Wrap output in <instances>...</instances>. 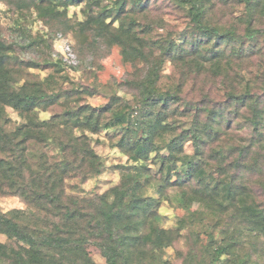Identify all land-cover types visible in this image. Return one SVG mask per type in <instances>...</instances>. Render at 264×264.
Returning a JSON list of instances; mask_svg holds the SVG:
<instances>
[{
	"label": "trees",
	"instance_id": "16d2710c",
	"mask_svg": "<svg viewBox=\"0 0 264 264\" xmlns=\"http://www.w3.org/2000/svg\"><path fill=\"white\" fill-rule=\"evenodd\" d=\"M6 1L37 10L64 32L28 45L45 43L51 48L53 59L43 66L18 58L13 46L0 38V149L5 156L0 159V192L18 194L38 207V215L56 218L52 228L35 231L0 210V233L28 251L31 264H65L71 258L66 256L96 264L91 245L107 264H135L136 259L139 264H160L177 235L159 224L161 200L146 195L144 188L153 186L163 193L176 186L185 210L183 222H189L198 241L204 239L208 264H263L259 246L251 241L254 232L264 237V154L253 150H264V27L259 20L264 0H236L243 7V32L209 22V11L218 5L214 0H170L186 12L193 30L161 47L159 55L152 53L153 59L136 29L142 26L136 16L148 11L151 0ZM79 6L85 20L70 22V8ZM74 29L83 35L91 32L92 41L75 46L65 33ZM59 34L71 44L78 65L64 61ZM101 41L120 46L124 61L150 65L145 78L129 82L138 91L137 104L113 94L105 105L93 106L86 96L94 95L95 89L45 88L42 81L30 85L18 74L49 65L77 70L86 61L80 52L95 51ZM165 61L181 66L185 81L163 90L159 81ZM190 75L193 90L201 75L220 79L223 88L217 92L211 89H217L215 83L208 84L209 89L204 83L197 86L199 97L187 99L183 92ZM5 106L25 121L7 129ZM55 106L61 110L48 119L40 117ZM247 119L253 135L249 141L239 134V125ZM95 135H103L135 165L127 166L133 173L125 175L123 184L82 199L98 205V219L93 217L91 223L80 212L82 200L67 192L73 179L85 182L104 171V160L93 144ZM187 142L192 143V154L185 151ZM150 162L158 166L160 178L152 175Z\"/></svg>",
	"mask_w": 264,
	"mask_h": 264
},
{
	"label": "rangeland",
	"instance_id": "374dc122",
	"mask_svg": "<svg viewBox=\"0 0 264 264\" xmlns=\"http://www.w3.org/2000/svg\"><path fill=\"white\" fill-rule=\"evenodd\" d=\"M229 2H235L231 0ZM217 6L209 11L208 20L212 24L234 26L239 31L243 32L244 17L243 7L236 4H225L222 1H216ZM236 5V6H234ZM149 9L145 14H138L137 20L141 22L142 26H137V31L147 41L145 48L146 54L150 59H153L152 53L159 55L161 47L165 48L173 40L184 39L191 34L193 28L190 25V20L186 16V12L173 4L170 0H151ZM70 22L73 23L80 20H85L86 16L82 7H71L69 10ZM260 25L264 24L263 14L259 18ZM41 18L37 10L33 8H21L17 4L9 3L6 0H0V38L11 44L14 49V54L18 58H22L25 62L36 60L42 66L47 61H51V48L45 43H39L38 46L28 47L30 42L34 39L39 41L46 36L51 38L58 29V23L49 22ZM70 24V23H69ZM59 26V25H58ZM63 27V26H62ZM144 29V32L142 30ZM64 32V31H63ZM68 38L75 46L85 43L86 40L92 41L93 36L91 32L83 35L76 32V29L67 32ZM79 44V45H80ZM101 45L96 46V50L85 54L80 52V55L86 60L83 66L77 70H59L58 67L45 66L41 69L20 70L18 74H22L23 81L37 82L42 81L45 88L54 87L57 89H69L73 86H85L95 89L96 93L91 96H86V101L93 106L105 105L113 94H117L123 100L131 104H137L138 91L129 83L133 79H143L148 74L150 65L144 60L124 61L121 54V47L114 45L112 47L106 46L102 41ZM55 49V47H54ZM169 59V58H168ZM264 67V63H263ZM23 71V73L21 72ZM264 71V69H263ZM183 68L175 65L173 62L165 61L163 64L162 77L159 81L161 89H168L178 85L183 81ZM185 72V71H184ZM206 76V77H205ZM201 83L197 86H206L215 83L217 89L211 86V89L217 91L223 88L220 79L214 78L210 75H201ZM185 79V78H184ZM187 79V77H186ZM194 78L190 75L188 84L183 92L187 99H196L200 95L199 88L194 86ZM162 91V90H161ZM220 93V92H219ZM221 94V93H220ZM5 112L8 116L7 129L15 127L25 121L17 111L10 106H5ZM61 108L55 106L49 111L41 112L40 117L48 119L54 113L59 112ZM248 119L243 120L239 125L240 132L243 138L252 140V130L248 126ZM100 141V142H99ZM93 144L96 151L102 156L104 160V171L102 174L91 177L85 182L79 179H73L68 183V192L70 196H75L81 200H87L91 197L101 196L107 193L113 187L123 184L125 175L132 171L127 170L128 165H135L133 160L129 159L128 155L122 153L118 148H112L110 143L104 139L103 135L93 136ZM162 145V144H160ZM4 149V148H3ZM254 152H261L264 150L253 148ZM187 154L194 152L191 142H187L185 146ZM163 154L166 150H163ZM3 151L0 149V159L5 158ZM160 165V164H159ZM152 175L157 178L161 177V172L158 166L153 162L148 163ZM145 179V178H144ZM163 180L160 182L162 183ZM146 195L160 198L161 207L157 214L159 224L166 228L173 230L176 237L174 244L163 252V262L160 264H208L211 261L209 255L205 254L204 239L197 238V235L190 230L189 222H183L185 217V210L183 209V201L180 198V192L176 186L167 187L163 193L159 192L153 186L144 188ZM80 212L86 214L88 220L94 223L93 217L99 214L98 205L96 202L87 203L82 200L79 205ZM0 210L3 213L14 215L17 220L22 219V222L32 230L46 231L47 228H52L53 222L56 220L54 216L45 217L38 215L39 209L35 205H28L25 200L18 194L2 193L0 192ZM42 217H45L46 220ZM95 217V219H96ZM20 221V220H19ZM49 226V227H48ZM70 226V225H69ZM37 229V230H36ZM202 230H204L202 228ZM92 232V230H91ZM204 237V236H203ZM258 238V235L253 234L252 243L259 246V253L262 254V263L264 264V237ZM263 242V243H262ZM262 243V244H260ZM91 258L96 264H107L106 258L101 254L98 248L91 245ZM193 251H196V256H193ZM65 261V264H90L89 260L76 258L74 256ZM191 258V259H189ZM31 264V255L28 251L20 249L6 234L0 233V264ZM135 264H139V259L135 260ZM144 264H148L146 261ZM222 264V263H220Z\"/></svg>",
	"mask_w": 264,
	"mask_h": 264
},
{
	"label": "built area",
	"instance_id": "2783aa9c",
	"mask_svg": "<svg viewBox=\"0 0 264 264\" xmlns=\"http://www.w3.org/2000/svg\"><path fill=\"white\" fill-rule=\"evenodd\" d=\"M58 47L64 55L65 62L74 66L79 64V58L77 54L74 52L69 41L62 34H59L58 37Z\"/></svg>",
	"mask_w": 264,
	"mask_h": 264
}]
</instances>
